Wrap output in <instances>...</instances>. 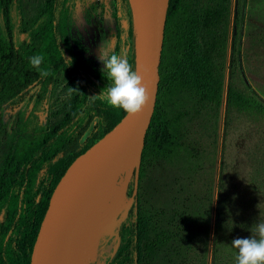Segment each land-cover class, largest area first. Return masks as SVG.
Returning a JSON list of instances; mask_svg holds the SVG:
<instances>
[{
	"label": "trees",
	"instance_id": "16d2710c",
	"mask_svg": "<svg viewBox=\"0 0 264 264\" xmlns=\"http://www.w3.org/2000/svg\"><path fill=\"white\" fill-rule=\"evenodd\" d=\"M122 1L130 56L118 62L112 106L90 93L82 59L72 51L75 0H45L29 22L21 17L20 0H0L14 6L24 36L13 41L10 34L0 35V108L16 110V121L2 129L0 264H28L59 178L129 107L135 32L128 0ZM229 5L230 0H168L135 193L132 169L123 194L131 205L115 228L120 241L107 264H264V104L239 80L236 38L228 42ZM59 71L70 98L60 122L46 131L37 114ZM221 108L224 158L214 182ZM241 130L248 135L244 169L230 176V137Z\"/></svg>",
	"mask_w": 264,
	"mask_h": 264
},
{
	"label": "rangeland",
	"instance_id": "374dc122",
	"mask_svg": "<svg viewBox=\"0 0 264 264\" xmlns=\"http://www.w3.org/2000/svg\"><path fill=\"white\" fill-rule=\"evenodd\" d=\"M44 2L45 0H20L23 21L29 22L35 16L37 8ZM235 18L237 25H234ZM227 30L229 43L233 37L236 38L235 58L240 82L244 84L246 92L264 104V0H230ZM127 31L128 17L122 0H75L70 24L72 51L82 59L81 75L90 93L106 105L113 106L116 101L118 62H125L130 56ZM7 34H10L13 41L24 37L18 32V14L10 3L5 7L0 4V35L6 38ZM228 57L229 51L225 55V66ZM66 82L65 73L59 71L42 104V112L37 114V122L45 125L46 131L59 123L66 111L65 105L70 98ZM15 112L16 110H9L7 106L0 108V160L5 139L3 126L9 127L16 121ZM222 114L221 108L214 155V182L220 171L221 160L224 158L220 153ZM247 144L248 135L245 134V130L230 137L229 160L233 162L230 176L242 174ZM125 176L129 191L131 176L129 163L116 177V183H119L121 189ZM130 205L131 201L123 197L121 190V206L109 229L104 231L102 227H94L95 242L86 246L88 253L86 264H107L110 260L120 241L115 228L125 218ZM21 254V251L17 253L19 259Z\"/></svg>",
	"mask_w": 264,
	"mask_h": 264
},
{
	"label": "water",
	"instance_id": "95a60500",
	"mask_svg": "<svg viewBox=\"0 0 264 264\" xmlns=\"http://www.w3.org/2000/svg\"><path fill=\"white\" fill-rule=\"evenodd\" d=\"M134 25V77L129 107L121 119L74 158L54 186L32 244L28 264H57L102 192L129 163L134 189L144 136L159 81L168 0H128ZM127 185L124 177L122 194ZM131 201V199H129Z\"/></svg>",
	"mask_w": 264,
	"mask_h": 264
},
{
	"label": "bare ground",
	"instance_id": "6f19581e",
	"mask_svg": "<svg viewBox=\"0 0 264 264\" xmlns=\"http://www.w3.org/2000/svg\"><path fill=\"white\" fill-rule=\"evenodd\" d=\"M121 190L119 183L115 181L108 185L77 229L68 253L57 264L87 263L88 253L86 246L95 242L94 227H102L104 231L109 229L121 206Z\"/></svg>",
	"mask_w": 264,
	"mask_h": 264
},
{
	"label": "flooded vegetation",
	"instance_id": "af4514ba",
	"mask_svg": "<svg viewBox=\"0 0 264 264\" xmlns=\"http://www.w3.org/2000/svg\"><path fill=\"white\" fill-rule=\"evenodd\" d=\"M29 263V262H28Z\"/></svg>",
	"mask_w": 264,
	"mask_h": 264
}]
</instances>
